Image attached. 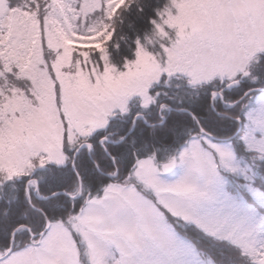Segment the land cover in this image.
<instances>
[{"label":"snow or ice","instance_id":"obj_1","mask_svg":"<svg viewBox=\"0 0 264 264\" xmlns=\"http://www.w3.org/2000/svg\"><path fill=\"white\" fill-rule=\"evenodd\" d=\"M13 128L0 264H264V0H0Z\"/></svg>","mask_w":264,"mask_h":264},{"label":"rangeland","instance_id":"obj_2","mask_svg":"<svg viewBox=\"0 0 264 264\" xmlns=\"http://www.w3.org/2000/svg\"><path fill=\"white\" fill-rule=\"evenodd\" d=\"M123 1L120 0V3ZM119 7V4H117ZM84 47L91 49L92 44L86 43ZM70 64V50L69 55L63 58L62 66H68ZM65 79H70V77H65ZM22 100L16 101L20 103ZM23 137L21 136L19 130L13 128L7 133L0 131V167L4 166L6 154L8 157V167L10 171H14L13 164L15 162V153L17 145L22 141Z\"/></svg>","mask_w":264,"mask_h":264}]
</instances>
